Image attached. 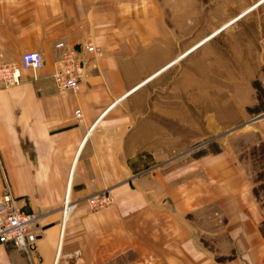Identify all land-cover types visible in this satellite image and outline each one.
Masks as SVG:
<instances>
[{"label": "crops", "instance_id": "0c3cea01", "mask_svg": "<svg viewBox=\"0 0 264 264\" xmlns=\"http://www.w3.org/2000/svg\"><path fill=\"white\" fill-rule=\"evenodd\" d=\"M114 7L0 0V61L18 65L36 50L43 58L35 76L22 70L18 84L0 86V194L6 185L34 216L37 236L28 254L0 242V264H264V210L221 154L200 164L205 179L195 184L178 185L171 173L167 185L158 168L136 174L141 89L177 57L154 70L145 46L136 50L114 25ZM57 42L81 57L75 93L52 79ZM86 43L95 50L84 51ZM68 184L73 209L63 222ZM98 192L113 202L91 212L86 199Z\"/></svg>", "mask_w": 264, "mask_h": 264}, {"label": "rangeland", "instance_id": "374dc122", "mask_svg": "<svg viewBox=\"0 0 264 264\" xmlns=\"http://www.w3.org/2000/svg\"><path fill=\"white\" fill-rule=\"evenodd\" d=\"M259 1L115 0L114 25L154 70L177 57L141 89L136 174L158 168L167 185L195 184L221 154L264 210V2L244 14Z\"/></svg>", "mask_w": 264, "mask_h": 264}, {"label": "built area", "instance_id": "2783aa9c", "mask_svg": "<svg viewBox=\"0 0 264 264\" xmlns=\"http://www.w3.org/2000/svg\"><path fill=\"white\" fill-rule=\"evenodd\" d=\"M55 48L59 51L55 56L51 68V76L55 86L61 91L75 93L79 89L80 68L82 67L81 57L73 47H68L65 42H57ZM82 49L86 52H93L95 48L86 43ZM43 63L39 51H25L20 55V63L17 65L10 62L0 61V86L16 85L20 82L21 71L32 72L35 76ZM76 117H80L78 111H74ZM264 115V112H263ZM63 199L61 215L63 219L68 218L73 209L72 202H69V185ZM15 198L6 185L3 186L0 194V242H8L17 247L23 253L28 254L35 249L36 233L32 230L35 221L31 213L21 211L14 203ZM91 212H96L110 205L111 198L107 193L98 192L86 199Z\"/></svg>", "mask_w": 264, "mask_h": 264}, {"label": "bare ground", "instance_id": "6f19581e", "mask_svg": "<svg viewBox=\"0 0 264 264\" xmlns=\"http://www.w3.org/2000/svg\"><path fill=\"white\" fill-rule=\"evenodd\" d=\"M263 2H264V0L259 1L256 5L252 6V7H251L249 10H247L244 14H246L247 12H249L250 10H252L253 8H255L256 6L262 4ZM244 14H242V15H244ZM226 26H227V25H226ZM200 45H201V44H200ZM200 45H198V46H200ZM198 46H197V47H198ZM160 72H162V71L157 72V74H155L154 76L160 74ZM154 76H153V77H154ZM150 79H151V78H150ZM145 82H147V81H145ZM145 82H144V83H145ZM144 83H142V84H144ZM68 185H69V184H68ZM68 196H69V195H68ZM66 219H67V218L63 219V222H65ZM63 225H64V223H63ZM63 225H62V228H63Z\"/></svg>", "mask_w": 264, "mask_h": 264}]
</instances>
